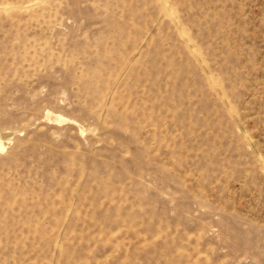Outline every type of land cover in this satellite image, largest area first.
Wrapping results in <instances>:
<instances>
[{"label": "rangeland", "instance_id": "obj_1", "mask_svg": "<svg viewBox=\"0 0 264 264\" xmlns=\"http://www.w3.org/2000/svg\"><path fill=\"white\" fill-rule=\"evenodd\" d=\"M0 140V264H264V0H0Z\"/></svg>", "mask_w": 264, "mask_h": 264}, {"label": "bare ground", "instance_id": "obj_2", "mask_svg": "<svg viewBox=\"0 0 264 264\" xmlns=\"http://www.w3.org/2000/svg\"><path fill=\"white\" fill-rule=\"evenodd\" d=\"M3 6V5H2ZM1 6V7H2ZM8 7V6H7ZM3 8V7H2ZM55 120L56 121H58V122H61L62 121V118L60 117V116H56V118H55ZM6 148V145L3 143V141L2 140H0V150H3V149H5Z\"/></svg>", "mask_w": 264, "mask_h": 264}]
</instances>
